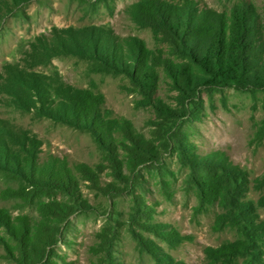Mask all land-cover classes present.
I'll return each mask as SVG.
<instances>
[{
    "label": "rangeland",
    "instance_id": "1",
    "mask_svg": "<svg viewBox=\"0 0 264 264\" xmlns=\"http://www.w3.org/2000/svg\"><path fill=\"white\" fill-rule=\"evenodd\" d=\"M141 1L0 0V211L7 217L0 221V264H264V92L206 84L179 98L159 71L158 109L124 72L100 69L101 59H111L105 51L132 37L176 62L169 46L135 19L131 6ZM161 1L218 12L249 2L264 20V0ZM68 91L101 97L102 118L128 121L152 142L155 158L129 170L117 148L116 176L93 131L51 116L49 109L60 105L55 93ZM185 143L197 157L217 153L244 173L237 192L227 193L233 207L199 206L180 151ZM26 158L71 169L85 210L68 193L34 187L20 171ZM78 164L93 169L96 182L84 180L74 170ZM50 203L77 210L51 216L54 240L37 262L24 260L11 228L32 229ZM148 224L173 229L182 240L166 242ZM141 238L154 245L155 256L141 247ZM234 244L239 250L210 260V249Z\"/></svg>",
    "mask_w": 264,
    "mask_h": 264
},
{
    "label": "trees",
    "instance_id": "2",
    "mask_svg": "<svg viewBox=\"0 0 264 264\" xmlns=\"http://www.w3.org/2000/svg\"><path fill=\"white\" fill-rule=\"evenodd\" d=\"M131 11L138 22L149 27L155 37L167 44L170 55L176 62L162 58L160 54L148 49L138 38L125 39L123 42L107 49L111 59H100L103 64L99 68L120 70L138 85L145 101L160 109L162 105L156 98L159 85V71L171 79L179 98L193 93L198 85L224 86L233 85L241 91L264 92V20L249 2H241L229 12H218L209 8L197 9L192 2L186 1L175 6L161 0H143L131 6ZM94 56L99 57L96 47ZM59 98V106L49 109L51 116L67 125L91 130L98 137V142L106 147L107 160L111 163L116 176L121 172V161L115 156L117 148L124 152V163L129 170L155 158V150L150 140L137 134L126 120L106 121L100 114L101 97L87 91L55 93ZM162 111H167L162 108ZM126 141L129 144L125 143ZM180 151L189 167L187 180L195 187L199 206L221 204L233 207L228 192H237L243 183L244 173L231 166L221 155L214 153L205 157H197L189 143L181 145ZM6 157V155H5ZM19 165V161H14ZM5 164L11 162L5 158ZM23 169L29 175V182L38 189L53 192H65L71 195L73 203L85 210L83 201L77 196V180L63 163L55 161L36 163L26 158L22 162ZM84 178L96 182L94 170L85 165L74 166ZM23 173V172H22ZM264 188V177L259 181ZM136 200V199H135ZM137 201V200H136ZM138 202V201H137ZM246 210L247 203H237ZM40 208L42 219L27 229L24 224L15 228L12 234L16 237L19 251L23 259L34 262L43 256L45 248L54 240L53 229L49 227L51 216H61L60 212L69 214L76 208L59 203L44 204ZM54 210V213L51 211ZM142 211V212H147ZM0 221L7 217L0 211ZM56 222V221H54ZM220 222V221H218ZM218 224V223H217ZM156 236L166 242L177 243L182 239L175 230H165L156 224L144 225ZM104 238V234H99ZM139 244L152 256L157 254L154 245L143 238ZM238 244L219 249H210L211 261L228 256L238 249ZM37 262V261H35ZM164 264H170L163 259Z\"/></svg>",
    "mask_w": 264,
    "mask_h": 264
}]
</instances>
